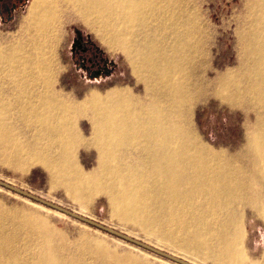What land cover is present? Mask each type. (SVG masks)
Instances as JSON below:
<instances>
[{"label": "bare ground", "instance_id": "bare-ground-1", "mask_svg": "<svg viewBox=\"0 0 264 264\" xmlns=\"http://www.w3.org/2000/svg\"><path fill=\"white\" fill-rule=\"evenodd\" d=\"M59 3L125 56L143 95L120 87L80 101L56 90ZM248 6L238 66L212 81L213 44L193 0H33L12 43L0 42V162L42 167L52 188L86 210L106 196L120 221L215 264H264L245 250L242 225L247 210L264 220V0ZM209 96L257 114L242 154L218 153L194 132L192 111ZM83 118L89 139L77 130ZM82 148L97 150L92 173L76 161ZM39 223L0 206V256L13 264H149L100 245L93 252L85 238L77 257H65L52 242L59 233Z\"/></svg>", "mask_w": 264, "mask_h": 264}, {"label": "rangeland", "instance_id": "rangeland-1", "mask_svg": "<svg viewBox=\"0 0 264 264\" xmlns=\"http://www.w3.org/2000/svg\"><path fill=\"white\" fill-rule=\"evenodd\" d=\"M193 1L201 20L207 27L211 43L214 45L208 51L210 57L208 66L211 71L210 78L215 81L238 66L237 33L249 15L248 3L251 0ZM32 2L33 0H24L20 3L9 23H4L0 16V42L4 46L12 43L14 35L17 36L22 30L21 28L25 26L24 18L27 16ZM59 6V23L56 27L57 35H55L57 37L52 40L54 42H51L56 67L54 70L56 69L57 72H55L56 90L65 96L76 97L80 101L84 100L92 90H98L99 93L104 94L108 90L120 89V87L129 88L134 95H143V84L139 83L133 75L132 68L125 56L121 52H112L74 8L67 7L63 3H59ZM76 40L81 43L91 40L104 53L107 61L117 66L118 76H115L114 85L99 88L104 84L103 81L90 78L87 73L79 70L77 61L71 55ZM79 122L77 130L80 134H84L86 139H89L91 137L89 121L83 118ZM256 123L257 114L254 111L244 107H231L213 96L202 100L192 111V127L201 143L208 145L218 153L222 151L224 155L230 154L229 156L242 154L246 150L248 136L253 132ZM77 158L76 161L81 169L85 170L84 172L92 173L97 168L98 153L96 149L82 148L77 152ZM0 181L192 264H215L192 251L175 246L166 239L149 235L136 224L120 221L114 215L106 196L98 197L96 202L95 200L94 203L92 202V207L87 210L82 208L72 197L67 195L64 188L51 187L49 175L42 167H32L22 171L0 162ZM0 206L11 211L31 214L40 221L39 225L43 230L50 233L58 232L59 236H53L52 242L65 257H77L78 252L82 250V242L85 238L93 252H95L96 246L100 245L112 253L133 258L138 257L145 263L172 264L92 226L56 213L54 210L51 211L52 209L47 207H41L40 204L1 187ZM89 209L90 211H88ZM242 225L246 231L245 250L251 259L261 262L264 255V220L254 212L247 210ZM12 262L15 263L10 257L0 256V264H13Z\"/></svg>", "mask_w": 264, "mask_h": 264}, {"label": "flooded vegetation", "instance_id": "flooded-vegetation-1", "mask_svg": "<svg viewBox=\"0 0 264 264\" xmlns=\"http://www.w3.org/2000/svg\"><path fill=\"white\" fill-rule=\"evenodd\" d=\"M22 2L24 0H0V16L4 23L11 21L19 4ZM71 55L77 61L79 70L87 73L90 78L104 82L99 88L114 85L115 76H118L117 66L107 61L104 53L94 42L89 40L81 43L76 40L72 47Z\"/></svg>", "mask_w": 264, "mask_h": 264}, {"label": "water", "instance_id": "water-1", "mask_svg": "<svg viewBox=\"0 0 264 264\" xmlns=\"http://www.w3.org/2000/svg\"><path fill=\"white\" fill-rule=\"evenodd\" d=\"M0 187L3 188V189L9 190L12 193L18 194V195H20L22 197H25V198L29 199L30 201H34L35 203H38V204H40V205H42L44 207H47V208L52 209V210H54L56 212H59V213L64 214V215H66L68 217H71V218H73V219H75L77 221H80L81 223H84L86 225L92 226V227H94V228H96V229H98L100 231H103V232H105V233H107V234H109V235H111L113 237H116V238H118V239H120V240H122V241H124L126 243L134 245V246H136V247H138V248H140V249H142V250H144V251H146L148 253H151V254H153V255H155L157 257H160L161 259H165V260H167V261H169V262H171L173 264H192V263H190L188 261L182 260L179 257H176L174 255H171L169 253H166L164 251L156 249V248H154V247H152L150 245H147V244H145V243H143L141 241H138V240H136V239H134L132 237H129V236H127V235H125V234H123L121 232H118V231L110 229V228H108L106 226L100 225V224H98V223H96V222H94V221H92L90 219H87L85 217H82V216L78 215L77 213L71 212V211H69L67 209H64V208L60 207V206H57V205L52 204V203H50L48 201H45L44 199H41V198H39L37 196H34V195H32V194H30L28 192H25V191H23V190H21L19 188H16V187H14V186H12V185H10L8 183L0 181Z\"/></svg>", "mask_w": 264, "mask_h": 264}]
</instances>
